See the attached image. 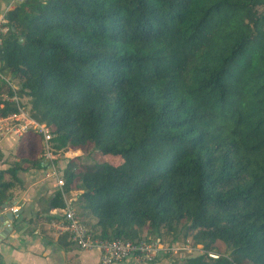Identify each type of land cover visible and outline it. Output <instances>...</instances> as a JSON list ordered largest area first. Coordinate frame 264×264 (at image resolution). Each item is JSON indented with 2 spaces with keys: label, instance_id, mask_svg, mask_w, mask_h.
Listing matches in <instances>:
<instances>
[{
  "label": "trees",
  "instance_id": "16d2710c",
  "mask_svg": "<svg viewBox=\"0 0 264 264\" xmlns=\"http://www.w3.org/2000/svg\"><path fill=\"white\" fill-rule=\"evenodd\" d=\"M7 17L0 91L19 83L0 116L27 97L55 152L122 157L63 171L95 238L184 222L204 251L176 264H264V0H23ZM28 136L40 145L0 171V207L19 171L47 166ZM65 206L56 190L49 208Z\"/></svg>",
  "mask_w": 264,
  "mask_h": 264
},
{
  "label": "crops",
  "instance_id": "0c3cea01",
  "mask_svg": "<svg viewBox=\"0 0 264 264\" xmlns=\"http://www.w3.org/2000/svg\"><path fill=\"white\" fill-rule=\"evenodd\" d=\"M0 3L5 5L6 0H0ZM15 138L0 141V171L15 163L22 153L31 150L29 144L40 145L28 136L23 137L21 145L14 149ZM47 173L40 168H25L19 171L21 184L7 192L11 199L3 204L7 207H0V216L12 212L13 207H18V215L7 222L0 221V264H101L98 249L63 247L59 242L64 233L52 225L57 216L55 208H49L50 199L57 189L54 179L48 178ZM140 263L144 264L130 257L114 264Z\"/></svg>",
  "mask_w": 264,
  "mask_h": 264
},
{
  "label": "built area",
  "instance_id": "2783aa9c",
  "mask_svg": "<svg viewBox=\"0 0 264 264\" xmlns=\"http://www.w3.org/2000/svg\"><path fill=\"white\" fill-rule=\"evenodd\" d=\"M17 1L11 0L8 2L9 7L0 10V44L2 37L9 30V19L7 11L14 6ZM16 96L12 99L15 100ZM29 132L41 134L43 137V157L46 164H52V169L48 171L47 177L54 179L55 188L63 192L66 206L62 208H55L54 214L57 216L52 221V225L56 227L61 233H69L71 239L75 241L81 249H98L101 256V264H114L124 261L130 257H135L141 262H149L160 253L162 250H169L159 241H152L151 239H143L139 242H131L123 239L103 240L95 238L92 229L81 221L76 207L73 205V197L68 198L64 192L66 184L63 174L55 162L58 161L61 152H55L53 148V126L44 122L35 120L30 113L18 108V111L13 112L7 116H0V141L7 137L18 136L22 137ZM75 152L66 151L64 157L68 158ZM18 211V207H13L12 212ZM59 216V217H58ZM157 253V254H156ZM214 256V255H212Z\"/></svg>",
  "mask_w": 264,
  "mask_h": 264
},
{
  "label": "rangeland",
  "instance_id": "374dc122",
  "mask_svg": "<svg viewBox=\"0 0 264 264\" xmlns=\"http://www.w3.org/2000/svg\"><path fill=\"white\" fill-rule=\"evenodd\" d=\"M11 0H7V2L4 4L0 3V8L2 10L6 9L9 7L8 2ZM22 1H17L14 6H12V8H14L17 4H19ZM10 8V9H12ZM5 79H7V84H4L2 86V89L0 91V96L3 98H8V87L9 85L11 86H15L18 85V80L15 79H10L9 77H6ZM15 100L21 101L22 104H24L25 106H23L22 108L27 110L30 113V104H29V99L27 97H22V98H15ZM7 138H13L12 137H7ZM6 138V139H7ZM5 139V138H4ZM22 140L24 141V139H22L21 137L16 136L15 140H14V149H17L21 143ZM40 143V142H39ZM76 152V151H75ZM29 153V151H28ZM78 154L80 155V158L78 160V163H93L96 161H106V162H120V160L122 159L121 156H117V155H102L100 153H98L95 149L94 150H90V151H79ZM30 155H36L37 157H39L41 160L45 161L43 154H41L39 152V150L30 153ZM72 156H69V159L64 157V154L62 156H60V158L58 159L57 162H55V165L59 167V169L61 170V174H63V171L65 169V167H67L68 163L70 162V158ZM40 169H43L44 171H50L52 169V164L49 162L47 164L46 167H42ZM80 191L79 190H75V189H71V191L68 192V198H74L73 199V205L76 207L77 213L81 219V221H83V223L87 226L88 229H92L91 227L93 225H95L96 223V219L91 217L90 219L88 218V216H86L83 211L80 209V207L78 206L76 200L78 198ZM59 217V216H58ZM183 223L179 224L177 227V230L174 229H169L168 227L163 228L161 230V235L157 238L154 237L153 235H150L146 230L143 231V238L145 239H153L152 241H159L161 242L166 249L169 250H162L160 251V253H156L157 255L154 257V259L152 261L149 262H142L144 264H176L175 261H178L179 259H183L186 258L188 256H196L199 255L201 253H203V248L202 245H197V246H193L191 244V240H192V233L193 231H186L185 229H183ZM211 255L216 256L213 253H210ZM160 258L159 261H157V258ZM156 262V263H155ZM141 264V263H140Z\"/></svg>",
  "mask_w": 264,
  "mask_h": 264
},
{
  "label": "water",
  "instance_id": "95a60500",
  "mask_svg": "<svg viewBox=\"0 0 264 264\" xmlns=\"http://www.w3.org/2000/svg\"><path fill=\"white\" fill-rule=\"evenodd\" d=\"M78 152L79 151H77V152H75V153H72L71 155L73 156V155H79L78 154ZM4 207H7V205H3ZM15 215H18V213L17 212H15V213H13V212H7V213H5V215H3V216H0V221L1 222H7L8 220H12L14 217H15Z\"/></svg>",
  "mask_w": 264,
  "mask_h": 264
}]
</instances>
